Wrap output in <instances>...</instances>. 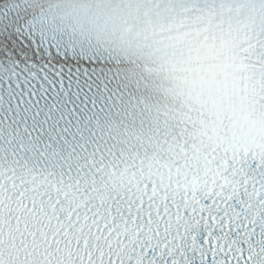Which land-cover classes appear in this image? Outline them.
I'll list each match as a JSON object with an SVG mask.
<instances>
[{
    "label": "snow or ice",
    "instance_id": "snow-or-ice-1",
    "mask_svg": "<svg viewBox=\"0 0 264 264\" xmlns=\"http://www.w3.org/2000/svg\"><path fill=\"white\" fill-rule=\"evenodd\" d=\"M101 2L0 0V264H264V0H143L235 38L231 103L67 31Z\"/></svg>",
    "mask_w": 264,
    "mask_h": 264
}]
</instances>
